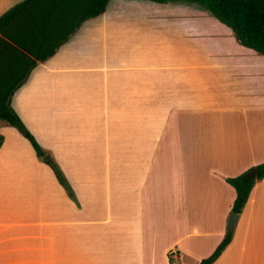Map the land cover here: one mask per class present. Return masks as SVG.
<instances>
[{"label": "crops", "instance_id": "obj_1", "mask_svg": "<svg viewBox=\"0 0 264 264\" xmlns=\"http://www.w3.org/2000/svg\"><path fill=\"white\" fill-rule=\"evenodd\" d=\"M10 107L73 198L0 124V264H198L227 231L225 179L264 162V57L193 3L109 0ZM231 231L211 264H264V178Z\"/></svg>", "mask_w": 264, "mask_h": 264}, {"label": "trees", "instance_id": "obj_2", "mask_svg": "<svg viewBox=\"0 0 264 264\" xmlns=\"http://www.w3.org/2000/svg\"><path fill=\"white\" fill-rule=\"evenodd\" d=\"M108 1L22 0L0 15V122L14 128L39 159L45 152L11 109L10 98L37 64L50 58L83 22L103 13ZM148 1L196 4L228 27L237 43L264 57V0ZM46 164L57 183L69 198H73L72 190L57 165L53 162ZM253 169V181L246 178L245 173L225 179L235 193L231 214H240L254 181L264 178V162ZM231 235V231H226L213 252L198 264H211L227 246Z\"/></svg>", "mask_w": 264, "mask_h": 264}, {"label": "water", "instance_id": "obj_3", "mask_svg": "<svg viewBox=\"0 0 264 264\" xmlns=\"http://www.w3.org/2000/svg\"><path fill=\"white\" fill-rule=\"evenodd\" d=\"M42 160L46 163H51V159L48 154H44L42 156ZM245 177L248 178L250 181H253L255 179V170L252 168L249 171L245 173ZM237 219V214H231L227 221V231H231L233 224L235 223Z\"/></svg>", "mask_w": 264, "mask_h": 264}, {"label": "built area", "instance_id": "obj_4", "mask_svg": "<svg viewBox=\"0 0 264 264\" xmlns=\"http://www.w3.org/2000/svg\"><path fill=\"white\" fill-rule=\"evenodd\" d=\"M167 264H185L181 258L178 250L176 248H171L166 252Z\"/></svg>", "mask_w": 264, "mask_h": 264}, {"label": "rangeland", "instance_id": "obj_5", "mask_svg": "<svg viewBox=\"0 0 264 264\" xmlns=\"http://www.w3.org/2000/svg\"><path fill=\"white\" fill-rule=\"evenodd\" d=\"M0 124L3 125V123L0 122ZM6 126V125H5ZM226 229H227V225H226ZM232 232V231H231ZM184 261V260H183ZM186 264H194L195 262H193V260L190 261H184Z\"/></svg>", "mask_w": 264, "mask_h": 264}]
</instances>
